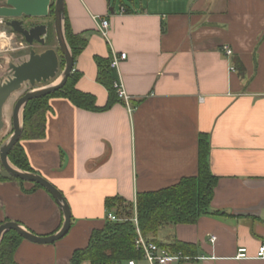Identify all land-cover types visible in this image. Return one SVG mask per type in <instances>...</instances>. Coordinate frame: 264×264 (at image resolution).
<instances>
[{"label": "crops", "instance_id": "crops-1", "mask_svg": "<svg viewBox=\"0 0 264 264\" xmlns=\"http://www.w3.org/2000/svg\"><path fill=\"white\" fill-rule=\"evenodd\" d=\"M127 1L64 0L71 32L86 40L74 62L77 89L105 107L110 91L99 81L98 61L127 54L110 75L130 97L131 112L124 101L92 112L66 98L49 100L46 136L21 144L32 169L64 195L72 225L54 244L22 241L14 260L70 264L105 226L107 199L136 204L139 193L196 176L206 136L218 179L211 212L218 214L166 225L156 239L190 246L189 259L172 264H264L256 258L264 243V0ZM32 188L0 182V223L52 235L62 212L46 190ZM240 249L247 259H236Z\"/></svg>", "mask_w": 264, "mask_h": 264}, {"label": "trees", "instance_id": "trees-1", "mask_svg": "<svg viewBox=\"0 0 264 264\" xmlns=\"http://www.w3.org/2000/svg\"><path fill=\"white\" fill-rule=\"evenodd\" d=\"M51 15L53 16V10H51ZM66 38L74 59H76L84 50L86 40L71 32L67 15ZM60 58L63 69L64 60L61 54ZM98 62L102 66L99 81L110 91L108 104L99 108L96 106V99L93 95L78 90L76 85L79 78L76 72H73L63 89L51 96L30 101L25 107L21 140L9 154V160L14 166L22 171L36 173L29 164L21 142L40 140L46 136V115L51 109L50 99L66 98L76 107L92 112L108 111L117 102L123 101L118 97L110 75L111 61ZM209 152L207 138L201 136L196 176L183 178L177 184L158 191L139 193L136 204H128L119 198L107 199L105 203L107 210L113 212L120 221L107 220L101 230H95L90 237L88 246L73 253L70 264H82L85 261L90 264H122L132 260H142L143 252L136 247L138 231L145 240L154 242L163 249L185 254L189 245L180 242L167 245L157 241L156 236L160 229L166 225L194 224L201 217L218 214L211 212V203L218 179L210 170ZM12 180L24 183L18 179ZM6 181L8 180H4L0 176V182ZM36 189L43 188L33 184V188L28 193ZM135 218L137 225L134 221ZM2 224L0 223V226ZM22 241L24 239L14 231H9L4 235L0 251V264H18L14 260V254Z\"/></svg>", "mask_w": 264, "mask_h": 264}, {"label": "water", "instance_id": "water-1", "mask_svg": "<svg viewBox=\"0 0 264 264\" xmlns=\"http://www.w3.org/2000/svg\"><path fill=\"white\" fill-rule=\"evenodd\" d=\"M53 10L54 35L58 50L48 49L44 52L31 50L29 59L21 64H9L10 75L0 80V133L4 128V108L13 95L24 86L32 89L26 92L15 104L12 114L13 133L0 146V176L4 180L18 179L35 184L46 190L60 208L63 215L61 228L48 236H37L17 222H6L0 226V251L4 235L9 231L19 234L24 240L38 244L50 245L63 239L70 231L72 214L64 195L48 180L39 174L18 169L9 160V154L20 142L23 133V112L30 101L51 96L63 89L74 71V55L66 38V12L64 0H0V25L22 36L29 47L38 44L46 46L50 38V26L45 19ZM34 20H42L36 24ZM64 67L61 68V58ZM44 85L41 88L36 86Z\"/></svg>", "mask_w": 264, "mask_h": 264}, {"label": "rangeland", "instance_id": "rangeland-1", "mask_svg": "<svg viewBox=\"0 0 264 264\" xmlns=\"http://www.w3.org/2000/svg\"><path fill=\"white\" fill-rule=\"evenodd\" d=\"M124 2H128L124 0ZM50 21V24L53 25V17L50 16L48 19H45V22ZM36 24L42 23V20H34ZM12 30L0 25V33L4 34L5 37H0V80L6 79L9 73V64H21L22 62L29 59V55L31 50H34L38 53L44 52L48 49L58 50L57 40L54 37V30L52 28L51 34L52 37L49 38L46 46L34 45L33 47H29L28 44L24 41V38L19 35H15L11 32ZM44 85H38L36 87L41 88ZM32 88L29 85L24 86V88L12 96L9 100L8 104L5 107V117L6 122L8 123V127L3 134L0 135V146L12 135L13 133V124H12V114L15 107L16 102L26 94Z\"/></svg>", "mask_w": 264, "mask_h": 264}, {"label": "built area", "instance_id": "built-area-1", "mask_svg": "<svg viewBox=\"0 0 264 264\" xmlns=\"http://www.w3.org/2000/svg\"><path fill=\"white\" fill-rule=\"evenodd\" d=\"M109 30V22L106 20H103L100 26V32L104 37H107ZM226 53L228 56L232 55V51L227 49ZM127 54H121L119 57L114 56V58L111 61L110 67L112 69H116L119 67V63L123 60H126ZM114 88L117 91L118 97L122 99L125 104L127 105L129 111L131 112V104H130V97L126 94L124 87L121 83H115ZM107 220L111 222H118L120 221L116 215L112 212H109L107 215ZM135 224L137 225V220L135 219ZM138 239L136 241V247L137 249L141 250L143 252V260L148 262L149 264H172L174 262H179L182 260H188L189 258H186L182 253H172L171 251L167 249L161 248L159 245H157L154 242H150L145 240L140 232L138 231ZM216 238L212 237L211 242H215ZM247 250L246 249H240L238 251V254L236 256L237 260H244L247 259ZM257 259L264 260V243L260 246L257 256ZM128 264H136L135 261H129Z\"/></svg>", "mask_w": 264, "mask_h": 264}, {"label": "bare ground", "instance_id": "bare-ground-1", "mask_svg": "<svg viewBox=\"0 0 264 264\" xmlns=\"http://www.w3.org/2000/svg\"><path fill=\"white\" fill-rule=\"evenodd\" d=\"M0 37H5V36H4V34H1V33H0ZM7 104H8V103H7ZM5 107H6V106H5ZM4 123H5V125H4V128H3V130L1 131L0 135H1V134L4 135V133H5L6 129H7V127H8V123L6 122V117H5V108H4ZM12 126H13V125H12Z\"/></svg>", "mask_w": 264, "mask_h": 264}, {"label": "flooded vegetation", "instance_id": "flooded-vegetation-1", "mask_svg": "<svg viewBox=\"0 0 264 264\" xmlns=\"http://www.w3.org/2000/svg\"><path fill=\"white\" fill-rule=\"evenodd\" d=\"M4 26V25H3ZM6 27V26H5ZM8 28V27H7ZM10 29V28H9ZM47 43H48V41H47ZM38 45V44H37Z\"/></svg>", "mask_w": 264, "mask_h": 264}]
</instances>
